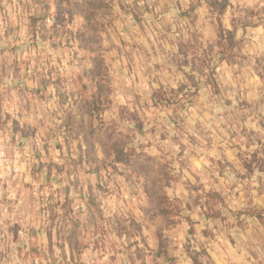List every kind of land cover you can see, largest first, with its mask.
I'll return each instance as SVG.
<instances>
[{"label": "rangeland", "instance_id": "1", "mask_svg": "<svg viewBox=\"0 0 264 264\" xmlns=\"http://www.w3.org/2000/svg\"><path fill=\"white\" fill-rule=\"evenodd\" d=\"M0 110V264H264V0H0Z\"/></svg>", "mask_w": 264, "mask_h": 264}, {"label": "crops", "instance_id": "2", "mask_svg": "<svg viewBox=\"0 0 264 264\" xmlns=\"http://www.w3.org/2000/svg\"><path fill=\"white\" fill-rule=\"evenodd\" d=\"M14 111H15V109H14ZM9 114H10V112H7L6 116H8ZM1 116H4V112H1ZM2 118L6 119L4 117H2ZM250 127H253V128H250ZM248 132H251L253 137H255L258 133H260V128L258 125L254 124L253 126H249ZM262 133L264 135V130ZM243 135H244V133H243ZM248 137H249V133H247V138ZM247 138H245V140ZM40 142L42 143V141H39L38 143H40ZM243 144L241 145L242 149H244V150L247 149V152L250 154H247L246 152H242V154L247 157V160H245V161H247V163L245 162L247 169L244 168L243 170H241V172H240L241 176H239L238 174L235 173V171H232L231 173H229L228 167L226 169H224L223 171L215 169V164H216V166H219L218 164H220V163L223 165H226V163L230 162L229 158H230V156H232L234 154L233 150L231 148L232 143L228 142V140H224V138H220V140L209 142V149L208 148L204 149V154H206V155H205L204 159H200V162L202 163V160H204L206 163V166L208 164L211 165L210 177L214 178V179H211L212 180L211 185L215 186L217 184V187L221 188L222 180H224V178L225 179L231 178V176L233 177L234 175L240 177L241 179H243L245 181L249 180V181L256 182V183H252L253 186L264 183V169L261 170L260 167L258 166V163H262V164L264 163V138H263V140H261L260 145L256 144L255 142H254V144H249L248 146H244ZM255 156H258L257 159H259V161L254 160V158H256ZM260 158H263V159L261 160ZM238 161L236 162L237 164L240 163ZM206 166L204 169H206ZM227 166H228V164H227ZM7 173L8 172L3 170L2 168L0 169V192L1 191L3 193L4 192L5 193L11 192L12 193L11 196L14 195L15 197H17L18 193H20V188H22V185L19 182L20 181L19 176L10 177ZM29 178H26L25 182H27L29 180ZM16 181H18V182H16ZM245 181H243V182H245ZM9 189H10V191H9ZM262 196L263 197H261L260 200L264 201V191L262 192ZM7 197L8 198L10 197V193L7 195ZM21 205H22V202L19 201L17 206H12L14 208L6 209V207H4L3 204H0V213L1 212L6 213L8 221H13V219H15L18 223L25 222L26 218H11L13 215V214H11V212L18 213L21 210L23 211V209L21 208ZM261 209H264V208L261 207ZM8 214H10V216H8ZM5 220H3V221H5ZM27 221H28V219H27ZM245 223H249V224L252 223L253 226L256 225V223L258 225H261V222H259V220L257 221V219H253V220L247 219L245 221ZM11 225H13V224H11ZM26 227H30L29 222L26 225ZM7 239H9V238H7ZM261 239L258 241V243H260L261 241L263 243V240H261ZM33 240H34L33 237L30 238V242H32ZM24 241H25V239H21V238L19 240H17L16 241V247L18 249H23L24 248V244H23ZM260 252H261V254L257 253V255L259 258H263V255H264V248L263 247H260Z\"/></svg>", "mask_w": 264, "mask_h": 264}, {"label": "built area", "instance_id": "3", "mask_svg": "<svg viewBox=\"0 0 264 264\" xmlns=\"http://www.w3.org/2000/svg\"><path fill=\"white\" fill-rule=\"evenodd\" d=\"M0 166L5 171L19 173V169L12 165V162L9 160L4 151L0 152Z\"/></svg>", "mask_w": 264, "mask_h": 264}, {"label": "trees", "instance_id": "4", "mask_svg": "<svg viewBox=\"0 0 264 264\" xmlns=\"http://www.w3.org/2000/svg\"><path fill=\"white\" fill-rule=\"evenodd\" d=\"M124 155H125V154H119V156H120L121 158H119L118 162H120V163H123V162H124V163H129L128 156L124 158Z\"/></svg>", "mask_w": 264, "mask_h": 264}]
</instances>
